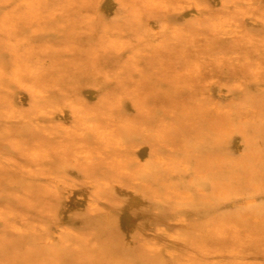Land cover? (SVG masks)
I'll return each instance as SVG.
<instances>
[{"label": "bare ground", "instance_id": "6f19581e", "mask_svg": "<svg viewBox=\"0 0 264 264\" xmlns=\"http://www.w3.org/2000/svg\"><path fill=\"white\" fill-rule=\"evenodd\" d=\"M1 1L4 4L13 5L17 7L15 9L16 11L22 7L26 8L27 11L23 14H19V16L18 17L16 16V18H14L13 15L5 13L0 23V27L3 28L6 31V33H8V36L10 38L13 37V40L9 39L4 44L0 42V49H1V45H4L3 47L6 56L5 58H8L7 59L8 62L13 63L12 78H10L7 81L6 77L9 74L7 73V70L9 69V65H8L9 63L0 60V109L1 108L5 109L6 115L9 118H11L12 121H14L16 124L19 123L20 125L19 127H21L24 124V123L22 124L23 121H26L25 125H31L32 128L38 131L39 133L37 137H32V136L29 137L30 135H27L28 132L24 128L26 126L23 125L21 129L23 128L25 131L24 130L18 131L19 138L17 137V139H15L14 142H12L13 148H11L12 149L11 152L6 153V151H4L0 146V175L8 174L5 178H1L2 176L0 177V189H4L5 192L4 195L9 196V198L12 201L15 200L14 198H16V197L13 198L14 194H19L17 192L15 193L14 191L15 189L18 190L19 188H21L22 191L24 190L27 191L28 194L26 195L29 196V197L27 196L23 200L24 201L23 211L19 212L18 207L15 208L18 211H15L13 208L9 209L10 206L9 208L6 207L8 208L7 210L6 208L4 210L0 206V224H4L5 225L4 227H6L7 225L9 229H11L14 232H18V235L22 237L23 235L32 234L30 237V240L32 241V245L30 244L31 252L38 250L36 249L38 247V244L42 243L39 242L40 240L45 242L44 246L46 250L45 248L40 250L42 253L39 255L40 259L38 261L40 262L41 259L48 258L47 260H45L47 263L49 260L50 263L48 264H248L242 261L230 262L224 258H223L224 260L221 259L220 257L223 255V252L221 251L220 248L217 247L218 245L213 239V236L215 234L219 236V238L220 237L225 238V241L226 239L231 240L232 242L231 241L230 242L234 243L236 245V248L238 249L240 248V250L246 248L247 251L248 250L250 251L252 248L257 247L256 245H258L257 242H259V239L255 240L256 237H254L253 239L249 237L251 236V233L248 227L251 224L250 225L248 224V226H246L244 222L240 221L243 220L242 218L243 216H241L240 217L241 219L238 220L239 217L234 216L237 214V212L236 214L232 213L231 215L233 216L228 215L226 219L233 218L232 224L228 226H226L227 223L226 224L224 223L226 221L223 219V217L221 218L220 216V213L224 214L223 210L226 207L228 208L233 200L237 199L235 194L236 193L238 194V191L235 190L234 188L235 187L234 182L236 180L227 178L228 175L226 174L225 170L217 171L218 173L216 175L215 171L212 174L211 171L205 168H203V170L201 168L196 169L197 168L195 166L196 164L192 161H187L186 159L185 161H183L184 160L183 159L180 163H178V161L172 163V161H174L172 159L175 158L172 157L170 158L172 161L168 162L166 158L164 159L162 155H160L161 154V151H159L160 147L157 148V145L159 143L156 142L162 141V142H169L168 144H171L172 140L170 139L169 135H168L169 139L166 138V136L165 137L162 136L160 137L162 138L161 140L155 138V144L152 142V145L150 144L144 145L141 144L142 143L141 142L140 143L141 146H140V144L128 145L121 135L122 132L119 134L114 131H110L109 128H111L112 126L108 127L107 125H105L107 122L106 120H111V122L113 123V121H116L118 115L122 117L121 115L123 114L124 108L128 106L130 107L137 106V108L140 109L143 114L144 113L149 114V112L151 111L150 108H148L147 106H145V104L143 105V103L140 102H137L136 105H128L126 99L133 100L136 98L134 94H132L133 92L131 93L130 90L125 89L123 91L121 90L122 92L120 91L118 93L115 92L113 93L109 91L111 89H108L106 83H103L99 80H96L95 82L84 83L82 85L81 84L78 85L77 82H75L74 80L72 82L74 83L72 88L73 94L67 96L63 102H58L59 99L58 101H56L55 99H50L49 97L44 96L43 95L44 89H41L42 88L41 84H39L41 85V88L39 87L38 82L36 80L38 78L35 75L36 69L34 70L33 68L35 59H37L35 57L36 56L34 50L35 48L33 49L32 46H29L30 42L27 45H25L27 43L25 38L23 37L18 38L19 36H17L16 38L15 35H18L19 29H21L19 27V23H17L16 20L19 19L21 20L22 18L29 17L28 19L31 22L39 23L40 29L44 30L45 27L43 26V23L46 19L47 20L48 18L56 19L57 17L63 16V14L66 13L67 11L70 12L69 10H74L75 8H78L79 10H85L87 12L83 17L84 20L87 19L84 26L86 27L88 26L87 36H89L88 38L90 41H93L92 39L98 37V35L100 34L102 41L104 39L103 37L106 38V40H104L105 41L104 44L110 42L115 52H119L121 49L125 47L133 49L135 48L136 44H138L139 46L137 47L141 46V48L145 46L152 47L155 50L154 55L157 56H160V53L166 54L167 51H170V49L174 47V49L178 50L180 54H184L187 56V58H189L201 53V50L199 49L200 47L196 45L197 43L196 38H192V36L185 30H175L174 24L171 22L169 17H167V15H173L176 14L177 12H186V14L194 12L200 15L196 18L198 20L195 23H193L194 28L197 31L202 32V36L206 34H213L215 36L225 37L226 39L227 38L232 40L238 39L240 43L247 42V45L248 44L250 45L248 46V49L253 50V47H255L256 44H264V38L255 42V39L250 37L251 35L249 36L248 34L243 33L242 32L243 30L242 31L239 30L240 26L238 24V19L231 17L230 15H228V13H226V12H230V10H232L233 8H236L237 13L241 14V16L248 17L249 15H252L251 17L257 19L258 23H261L263 25L264 15H262L258 11V9L255 8L257 6L252 4L251 2L252 0H243L245 7L239 6L240 8L237 7V3L239 2V0H219L223 5L222 7H224L225 10L224 13H217L211 11L209 5L204 3L202 0H1ZM98 8L102 11H107V10L114 12L116 11L118 13L117 15H115L118 16L117 20L109 23L108 21L97 23L98 26H96V24L95 26L92 25L93 23H96L94 11L92 10L94 9L97 10ZM88 11H90V13H88ZM78 20L79 19H77V21ZM72 22H74L72 25H77L79 23V22L76 23L75 20ZM150 22H154L155 25L158 26V32H154L152 30V26ZM79 26L80 25H77V27ZM84 26L83 28H85ZM77 27L75 26V28ZM129 34L132 35L131 39L129 37L128 38L125 37V36H129ZM260 36L263 37V35ZM117 37H119L120 39H118ZM132 39L136 42H132L131 41ZM52 45L53 44H51V46ZM76 46H77L76 48L79 49L78 45ZM93 46H95V44L94 45L90 44V49ZM58 48H61V46H59ZM98 48H100V46ZM37 49L40 48H36V50ZM72 49L75 50V48ZM92 50L96 52L95 48H92ZM103 51L106 52L107 50H103ZM65 52L67 51L65 50ZM108 53L109 52H107V54ZM232 54L234 55V52ZM2 55L3 53L0 52V59ZM71 55L74 56V54ZM216 55L218 56L217 59L220 60L222 59L219 54ZM254 55L255 53H253V56ZM98 56H96V58H98ZM111 58L113 57L111 56ZM194 61H197V59ZM89 63L91 64V61ZM163 64L164 63H162V66ZM95 66H97V64ZM99 67H101V65ZM262 67L264 66L262 65ZM193 70L195 69L193 68ZM253 71L256 77L259 79L260 76L262 75V73L260 74L259 62L255 63V68L253 69ZM45 78L47 80V77ZM126 78H128V76ZM71 79H75V78H71ZM104 79H105V75H104ZM145 82H147V80ZM46 85L47 84H45V86ZM14 89H18V90H14ZM29 98H33L35 101V104L31 107L32 109L31 110L29 109L30 111L28 110V112L24 114L21 113L24 111L20 110L21 112H18L16 104H18L19 102H26ZM94 99L98 101L96 105L92 104L93 106H90L87 103H85V101L87 100L91 101ZM136 101L138 100L136 99ZM231 101H233V99ZM238 105L239 103H237L234 100L229 105L230 107L229 106L227 107V109L225 105L223 106L224 109L215 108L217 112L221 113L220 111H223L225 113L222 114V116L224 115L225 124H227V125H223V128L226 131H223L221 128L220 132H223L222 136L227 137L228 140L230 139L229 133H232L233 130L232 127L236 128V126L233 125L234 122H232L231 120L232 117L234 116L233 111H235V109H238L237 107ZM240 105H239V109L242 108L241 107L242 105L241 106ZM176 109L177 108H175V110ZM182 111H184V109ZM241 112L247 114V112H249V107L243 109V111L241 110ZM0 115L2 116V114ZM248 115L251 114L248 113ZM101 116H104L103 118H105L106 122L100 121L99 118ZM186 116L189 115L187 114ZM235 116L237 117V114ZM247 116L244 119H240V120H243L244 122H249L250 118ZM137 117H139V115H137ZM26 118L27 119L32 118L36 122L31 123L30 120L28 122ZM138 119H136L135 123L137 122ZM163 119L162 121H164ZM41 121H45V122L42 123ZM68 122H72V123L68 124ZM217 123H220L221 125L222 122H217ZM13 125L15 126V124ZM256 125L257 124L255 123V126ZM145 126H146L145 123H144V127L142 124L143 130H147V127ZM179 126H176L174 128L172 127L173 129L171 130L167 128L172 133L170 135L173 138H175L173 136L176 133L175 131L178 132L183 131L182 128ZM153 131L155 134V130ZM161 133L162 132H160V135ZM194 134L196 135V133ZM6 137L7 136H5V139ZM149 138H151V136ZM92 142L97 144V146H95L97 148L91 147ZM182 143L185 144V147L183 146L184 149L180 145V147L183 149L182 152H184V154L189 155L192 151L190 152L191 147L189 149L186 148L189 147L188 144H190L188 138L184 137L182 139ZM175 148L176 147H174V149ZM104 152L108 153L107 155L109 157H108V161L105 162L106 163L105 167L107 168V171L105 172L103 171L104 172L103 173L101 171V168H99L100 165H98L99 167H96L93 161L95 159V156H100ZM193 152L196 153V151ZM18 154L19 156L20 155L22 156L19 157ZM165 155L167 154L165 153ZM190 156L189 159L191 158ZM56 157L62 160L61 164L57 162ZM69 157L74 158V161L72 160L74 162V166H77V169H79V172L78 171L77 172L78 173L81 172V175H83L84 177L83 180L77 181L73 179V177L71 178L69 176V173L71 171L70 167L72 164L70 165V167L63 165L68 162ZM147 157L151 158L153 162L157 164L155 169H152L153 167L151 168L149 165L137 164L139 163L138 160L140 158H147ZM262 157L260 156V158ZM23 158L24 160H30L31 163L33 162V165L38 168L40 174H37L36 176L35 172H33V169L30 170L31 168H27L24 165V163L22 164L21 161L23 160ZM199 158H201V156ZM177 159H179V157ZM214 159L215 158L208 156L207 154V156L205 155V160L204 159L201 160L206 161L209 166L218 165L216 160ZM136 166L137 169L135 168ZM240 166H242V163ZM246 166H243L244 171L249 170L250 166L247 164ZM106 168L104 170H106ZM211 168L212 167H210V169ZM10 169H14V171H12V174L14 172L15 175L10 174L11 172ZM57 171L58 174H55V172ZM207 172L210 173L211 176L213 177V178L211 177L213 182L207 180L208 179L206 177L208 175ZM201 173L202 174L207 173V174H205L204 176L201 175ZM22 174L25 176H21ZM50 175L51 177H57L56 181L60 183L63 181V179L70 177L69 178L70 182L67 183L68 184L67 188L69 189V192L67 191L68 192L67 194H62L60 189L57 187L58 184L57 186L54 187H44L45 185L42 186L39 182L40 180H38L39 177L42 176L50 177ZM185 175L188 177L189 181L185 177ZM234 176L235 174L232 177ZM19 178H21V180ZM205 178L207 179L204 182ZM201 181L207 184V185L204 184V186L206 187L205 190L204 187L198 186L203 183V182L201 183ZM196 182L199 183L197 185L198 186L197 188L196 186H194ZM246 183L248 184L249 181ZM6 186H9L10 188L5 189ZM64 192H66V189ZM45 193H48L47 194L48 199H44L46 198V196H44L46 195ZM243 200H244L243 205L246 208L249 209L251 208L250 211L252 212L249 215L252 216L254 223L258 224L256 227H258L260 223H262V218L264 217L260 215V213L257 211L258 209L256 208V206H258L256 204L259 203L260 201L256 203L255 196L245 197ZM261 204L262 203H260V206ZM80 206H86L88 211L85 212L84 214L78 213ZM253 207L256 209H254ZM34 210L38 211V213L40 214L39 215L40 218H38V216L35 217V215L32 218L31 214H33ZM215 210H216V215L215 214L212 215V212L210 213V211H215ZM259 211H261V209ZM238 215H242V210ZM217 216H219L220 219L217 218ZM16 218L20 220L21 224L24 227L18 226V223L15 221ZM34 218L37 219V222L34 220ZM222 220H224V222ZM79 222L83 223L84 225L81 227V229L77 228L78 227L77 224ZM4 227L2 229H4L3 231L6 232ZM9 231L6 232L7 235ZM254 233L256 236H258L257 234H259V238H261L260 236H262L263 230L261 228L254 229ZM2 234L3 232L0 235ZM4 235L5 234H3L2 236ZM7 235H5L6 238L4 239L3 237L0 238V241L7 242V244L5 243L2 244L4 247L8 245L9 247L16 249L18 251V249L20 250V247L24 246V245L21 246L22 238L19 239L18 236H16V238L13 239V238H9L11 235L9 237H7ZM126 236L128 237L126 238ZM27 238L29 239L28 236ZM222 242L219 241L220 244ZM133 243L137 244L136 245L137 247L132 246ZM118 244H120V246H118ZM234 244H232L233 245L232 247H234ZM72 249L74 250V252H76L75 255H73ZM26 250L30 251V249H26ZM237 250L232 249L230 253L226 252L227 254H224L223 256L224 257L227 256L231 258H241V256L244 253L241 254V252ZM0 252L2 253L6 252V248L0 249ZM11 253H8L7 255L10 257H14L16 260H19L22 264H35L34 263L35 259L38 258L33 254L32 255L34 257L32 255H31L32 257L28 255L26 258L25 256L24 258H22L19 257L18 255ZM35 254L38 253L35 252ZM7 255L5 254V256ZM202 256L212 258L211 262L209 263L207 261L208 263H204L203 262L204 260L201 259ZM251 261L252 260H250V262ZM41 263L43 264L42 261ZM47 263L44 262V264Z\"/></svg>", "mask_w": 264, "mask_h": 264}, {"label": "rangeland", "instance_id": "374dc122", "mask_svg": "<svg viewBox=\"0 0 264 264\" xmlns=\"http://www.w3.org/2000/svg\"><path fill=\"white\" fill-rule=\"evenodd\" d=\"M202 1L206 4H208L209 8L213 12H217V13H224L225 12L224 7H222L223 6L222 3L219 0H202ZM240 1L241 0H239V2L237 3V7L238 8L245 7L243 0L241 2ZM251 2H252V4L257 6L255 8H257L258 11L262 15H264V0H252ZM6 5L7 4H4L0 0V23H1L2 18H3L5 13L13 15L14 18H16V16L17 17L19 16V14H23L27 11V9L23 8V7L19 8L16 11L15 9L17 7H15L13 5H7V6ZM9 11H10V13H9ZM69 11L70 12L67 11L66 13L63 14V16L57 17L56 19H54V18H48V20L46 19L43 23V26L45 27L44 30L40 29L39 23L31 22L28 19L29 17L22 18L21 20L20 19L16 20L17 23H19V27L21 29H19V34L17 33L18 35H15V37L17 38V36H19L18 38H22V37L25 38L27 41V43L25 45H27L30 42L29 46H32L33 49L35 48L34 49L35 53H36L35 57L37 59H35L34 66L33 65L32 66H33L34 70L36 69L35 75L38 78V79H36L38 82V85L39 84L42 85V88H41V85H39V87L41 89H44V91L42 90L43 95L49 97L50 99H55L56 101H58V99H59L58 102H63L67 96L73 94L72 88H73L74 83H72V82L74 80H75V82H77L78 85H80V84L82 85L84 83L95 82L96 80H99V81L107 84L108 89H111V90H109L110 92L118 93L121 90L123 91L125 89L130 90L131 93L133 92L132 94H134V96L136 98L133 100L132 99H126L128 102V105H136L137 102L143 103V105L145 104V106L150 108L151 111L149 112V114H147V113L143 114L141 112V110L137 108V106H135V107L128 106V107L124 108L123 114L122 115L120 114L122 117H120L118 115V117L116 118V121H113V123L111 122V120H106L107 121L106 122L105 118H103L104 116H101L99 118L100 121H102V122L105 121L106 122L105 125H107L108 127L112 126L113 128L112 127L109 128L110 131H114V132L119 133V134L122 132L121 135L128 145H131V144L137 145V144H140L141 142H142L141 144H144V145H148V144L152 145V142L155 144V138L161 140L162 138H160V137H162V136L163 137L166 136V138H168L170 136V139L172 140L171 144H168L169 142H162V141L156 142V143H159L157 145V148L160 147L159 148V151H161L160 155H162V157L164 159L166 158V160H168V162L174 160V161H172V163L177 162V161H178V163H180L183 159H184L183 161H185V159H186L187 161L194 162L196 164L195 166L197 167L196 169L201 168L203 170V168H205V169L211 171L212 174L215 171L216 175L218 173L217 171L225 170L226 174L228 175L227 178H231L233 180H236L234 182V184H235L234 188H235V190L238 191V194L237 193L235 194L237 199L235 198L236 200H233L231 202L230 206L228 208L226 207L223 210L224 214L220 213L221 218L223 217V219L226 222H224V220H222V221L225 224L227 223L226 226L231 225L233 218H227L226 219V217H228V215H231L232 213L236 214V212H237V214L234 216L239 217L238 220H240L241 219L240 217L243 216L242 217L243 220H240V221L244 222L246 226H248V224L252 225V226L250 225L248 227V229L251 233V236H249V237H251V239L256 237L255 240L259 239V242H257L258 243V245H256L257 247H254L250 250L251 252L249 250L247 251L246 248L241 249L242 250L241 251L240 248L239 249L236 248V245L234 243H231L232 242L231 240L226 239V241H225V238H221V237L219 238V236L214 234L213 239L218 245V246L217 245L216 246L218 248H220L221 251L223 252V255L230 253L232 249H234V250L238 249L237 251H240L241 254L244 253L243 254L244 256L242 255L241 258H231V257H227V256L224 257L223 255L220 258L221 259L224 258L230 262H239V261L241 262L242 261V262L248 263V264H260V263L263 264L264 263V248H263L264 247V242H263L264 241V237H263L264 236V222H263V220H264L263 219L264 218L263 217L264 216V172H263L264 171V164H263L264 163V161H263L264 160V112H263V109H264V72H263L264 67H262V65L264 66V44H256V46L253 47V50H251V49H248V46H250V45L249 44L247 45V42H245V43L241 42L240 43L238 39H235V40L228 39V38L226 39L225 37L215 36L213 34H206V35L202 36V32L197 31L194 28V24H193L198 20L196 18L198 16H200L199 14H196L194 12H191L188 14H186V12H177L176 14H173V15H167V17H169L171 22L174 24L175 30H185L192 36V38H196V40H197L196 45L198 47H200L199 49L201 50L200 54L187 58L186 55L180 54V52H178V50L174 49V47H173L170 49V51H167L166 54L160 53V56H157V55H154L155 50L152 47L145 46V47L141 48V46L137 47V46H139L138 44H136L135 48H133V49L125 47L126 49L123 48V49H121L122 51L120 50L119 52H115L113 47L111 46L110 42L104 44V42H105L104 40H106V38L103 37L104 39L102 41L100 34L98 35V37L92 39L93 41L89 40V38H88L89 36H87L88 35V28H87L88 26L87 27L84 26L86 23V20H87V19L84 20V17H83L87 13L85 10H79L78 8H75L74 10H69ZM80 11L82 12V14ZM92 11H94V16L96 19V21H95L96 23L92 24L94 26H95V24H96V26H98L97 23H102V22H106V21H108V23L114 22L118 18V16H115L118 14L116 11L115 12L110 11V10L102 11L99 8L97 10L94 9ZM92 11H91V13H92ZM46 13H49V12H46ZM88 13H90V11H88ZM226 13H228V15H230L231 17L238 19V24L240 26L239 30H241V31L243 30L242 32L248 34L249 36L251 35L250 37L254 38L255 42L264 38V24L262 25L261 23H258L257 19L251 17L252 15H249L248 17H243V16H241V14L237 13L236 8H233L232 10H230V12H226ZM65 17H67V18H65ZM73 18H74L76 23H78V22L80 23V24L79 23L77 24V25H80L79 27H77V25H72L74 23V22H72V21H74ZM77 19H79V20L77 21ZM253 20H254V23H253ZM27 21H29V22H27ZM53 22H54V24H53ZM29 23H30V25H29ZM150 23L152 26V30L154 32H158V26L155 25L154 22H150ZM51 24L54 26H52ZM82 25L85 28H83ZM75 26L77 28H75ZM82 28H83V30H82ZM85 29H86V32H85ZM51 31H52V33H51ZM67 32H69V33H67ZM260 35H263V37ZM258 36H260V37H258ZM0 37H1L0 42L3 44L6 41H8L9 39L13 40V37L10 38L8 36V33H6V31L3 28L0 29ZM119 37H117V38L120 39ZM125 37L126 38L129 37L131 39L132 35L129 34V36H125ZM131 41L136 42L133 39ZM72 43H74V44H72ZM51 44H53V45L51 46ZM90 44H92V45L95 44V46L91 47V49H90ZM76 45H78L80 50L76 48L77 47ZM79 45H81V46H79ZM187 45H189V44H187ZM3 46L4 45H1V49H0V52L3 53L0 60H3L4 62H8L7 61L8 58H5L6 56H5V51H4ZM59 46H61V48H58ZM62 46H63V48H62ZM84 46H86V47H84ZM99 46H100V48H98ZM96 47H97V49H96ZM258 47H259V49H258ZM36 48H40V49L36 50ZM72 48H75V50ZM92 48H95L96 52L94 50H92ZM52 49L54 50L55 53L53 52ZM65 50L67 52H65ZM103 50H107V51L105 52ZM107 52H109V53L107 54ZM233 52H234V55L232 54ZM96 53H98V54H96ZM137 53H138V55H137ZM147 53H148V55H147ZM253 53H255L254 56H253ZM71 54H74V56ZM216 54H219L222 59L221 60L217 59L218 56ZM42 55H44V56H42ZM95 55L96 56L100 55V56H98V58H96ZM107 55H108V57H107ZM111 56L113 58H111ZM150 57H152V58H150ZM154 58H155V60H154ZM71 59H73V60H71ZM103 59H105V60H103ZM196 59H197V61H194ZM255 59H257V60H255ZM41 60H43V61H41ZM78 60H80L81 62ZM135 60H137V61H135ZM199 60H200V62H199ZM90 61H91V64L89 63ZM92 61H94L95 63ZM122 62H123V64H122ZM134 62H136V63H134ZM256 62H259L260 74L262 73V75L260 76L259 79L256 77V75L253 71V69L255 68ZM8 63H9L8 64L9 69L7 70V73H9V74L6 77L7 81L10 78H12V71H13L12 70L13 63H11V62H8ZM37 63H38V65H37ZM76 63H77V65H76ZM162 63H164L163 66H162ZM96 64H97V66H95ZM151 64H153L154 66ZM157 64H159V65H157ZM100 65H101V67H99ZM102 68H103V70H102ZM115 68H116V71H115ZM193 68L195 70H193ZM61 69L63 70L64 73L62 72ZM103 71H104V73H103ZM132 72H134V73H132ZM53 74H54V76H53ZM84 74H86V75H84ZM104 75H105V79H104ZM73 76H76V77H73ZM127 76H128V78H126ZM45 77H47V80ZM71 78H75V79H71ZM78 78H79V80H78ZM141 78H142V80H141ZM40 79H43V80H40ZM148 79H150V80H148ZM144 80L145 81L147 80V82H145ZM61 82L64 84H62ZM45 84H47V85L45 86ZM135 86H137V87H135ZM46 87H48V88H46ZM122 88H124V89H122ZM130 88H132V89H130ZM14 90H18V89H14ZM136 90H138V91H136ZM60 92H61V94H60ZM137 92H139V93H137ZM219 93H221V94H219ZM138 98H140V99H138ZM136 99L138 101H136ZM230 99L231 100L233 99V101L235 100L237 103H239V105L241 104L242 106L241 105L240 106L242 108H240V109L242 111H243V109L249 107V112H247V114L244 112H241V110L239 109V105L237 107L240 111L238 109H235V111H233L234 112L233 115L235 116L237 114V117L233 116L231 121L234 122L233 125L236 126V128L232 127V129H233L232 133L233 134L229 133L230 139L228 140L227 137L222 136L223 132H220L221 128L223 131H226L223 128V125H227V124H225L224 115L222 116V114H225V113L223 111H220L221 113H219L215 110V108L224 109L223 106L225 105L226 109H227V107L231 104V102H233ZM85 103H87L90 106H93V105H96L98 103V101L96 99L91 100V101L87 100V101H85ZM170 103H172V104H170ZM34 104H35V101L33 98H29L26 102H19L18 104H16L17 111L18 112L24 111V112H21L24 114V113L28 112L29 109L31 110L32 109L31 107ZM25 107L26 108L28 107V108L26 109ZM175 108H177V109L175 110ZM183 109H184V111H182ZM137 110H138V112H137ZM208 111H210V112H208ZM135 113H136V115H135ZM185 113H186V115L188 114L189 116H186ZM248 113L251 115H248ZM0 114H2V116L0 115V119H1L0 120V131H1L0 132V135H1V137H0L1 138L0 139L1 145L0 146L4 151H6V153L7 152L9 153L12 151V149H11V148H13L12 142H14V140L17 139V137L19 135L18 131L24 130L23 128L21 129V127L23 125L26 126L24 128L28 132L27 135H30L29 137H31V136L37 137L38 136L39 132L36 131L35 129H33L31 125H25L26 121H23L22 124L23 123L24 124L21 127H19L20 126L19 123L16 124L14 121H12L11 118H9L6 115L5 109L1 108ZM137 115H139V117H137ZM148 115H149V117H148ZM246 116L250 118L249 122H244L243 120H240V119H244ZM123 117H124V119H123ZM215 117H216V119H215ZM138 118H140V119L142 118V119L140 120ZM163 118H165V119H163ZM122 119H123V121H122ZM125 119H127V120L129 119L128 122ZM136 119H138L139 122L137 120V122L135 123ZM146 119H147V121H146ZM162 119L164 121H162ZM27 120H28V122L30 120L31 123L36 122L32 118H28ZM165 120L168 124L165 122ZM220 120H223V121H220ZM254 120H255V122H254ZM140 121H142V122L146 121L144 123L146 125L145 127H147V130H143L144 123H142ZM41 122L44 123L45 121H41ZM217 122H222L224 124L221 123V125H220V123H217ZM11 123L15 124V126ZM71 123L72 122H68V124H71ZM237 123H238V126H237ZM255 123L257 124L256 126H255ZM124 124H126V125H124ZM136 124H137V126H136ZM138 124H140V125H138ZM142 124H143V127H142ZM179 124H180V126H179ZM181 124H182V126H181ZM175 125L181 127L183 131H181V132L175 131L176 133L173 135L175 138H173L170 135L172 133L169 131V129L170 130L173 129L174 127H176ZM214 125H216V126H214ZM157 126H159V127H157ZM148 127H150V128H148ZM167 128H169V129H167ZM32 129L34 130V132ZM153 130H155V134H154ZM152 131H153V134H152ZM159 131L162 133L164 131V133L163 134L161 133V135H160ZM35 132H36V134H35ZM182 132L185 134H183ZM166 133H167V135H166ZM194 133H196V135ZM180 134H181V136H180ZM5 136H7L6 139H5ZM150 136H151V138H149ZM198 136H200V137H198ZM180 137H181V139H180ZM184 137H187L188 141L190 143V144H188L189 147H186L188 149L191 147L190 152L191 151L192 152L189 155L184 154V152H182V150L184 149L183 146L185 147V144L182 143V139ZM191 137L193 138V140ZM141 144H140V146H141ZM180 145L183 149L180 147ZM95 146H97V144L92 142L91 147L97 148ZM174 147H176V148L174 149ZM192 147H193V149H192ZM160 149H162L163 151ZM193 151H196V153ZM165 153L167 155H165ZM107 154L108 153L104 152L100 156H95V159L93 161V163L95 164L96 167H99L98 165H100L99 168H101L102 172L107 171V168L105 167V165H106L105 162L108 161V157H109ZM207 154H208V156L215 158L214 160H216L218 165H210L209 166L207 164V162L204 161L205 155L207 156ZM14 155H17V154H14ZM186 155H188V156H186ZM190 155H192V156H190ZM229 155H231V156H229ZM18 156H19V154H18ZM20 156H22V155H20ZM189 156L191 157L190 159H189ZM200 156H201V158H199ZM260 156L261 157L263 156V157L260 158ZM172 157H175V158L171 160L170 158H172ZM178 157H179V159H177ZM224 157H227V158H224ZM56 158L55 159L57 160V162L59 164H61L62 160L59 159L58 157H56ZM150 159L151 158H148V157L147 158H140L139 159L140 161L138 160L139 163H137V164L138 165H140V164L141 165H149L151 168L153 167L152 169H155L157 164H155L152 159L150 161ZM201 159H204V160H201ZM217 159H218V161H217ZM72 160L74 161V158L69 157L68 162L66 164H63V165L70 167V165L72 164L70 167L71 171L69 173V176L71 178L73 177V179H75L77 181H81V180H83L84 177H83V175H81V172L78 173L79 169H77V166H74V162ZM194 160H197V161H194ZM219 160H220V162H219ZM238 161H240V162H238ZM251 161L254 164H252ZM21 163L22 164L24 163V165L27 168H31L30 170L33 169V172H35L36 176H37V174H40V172L38 171V168L35 167L33 165V162L31 163L30 160H24V158H23ZM241 163H242V166H240ZM153 164H154V166H153ZM199 164H201V165H199ZM205 164H206V166H205ZM246 164L249 165L250 167H252V168L249 167L248 171H244V168H243V166H246ZM210 167H212V168L210 169ZM10 168H12V167H10ZM105 168H106V170H104ZM135 168L137 169V166ZM254 168H255V170H254ZM72 169H73V171H72ZM10 170H11L10 174H12V171H14V169H10ZM236 170H238V171H236ZM257 172H260V173H257ZM207 173H204V174L201 173V175L205 176V174H207ZM244 173H245V176H244ZM55 174H58V171L55 172ZM234 174H235V176H234L235 178L232 177ZM7 175L8 174H6V175L3 174V175H0V177L2 176L1 178H5ZM12 175H15V173L13 172ZM21 176H25V175L22 174ZM242 176H244V177H242ZM185 177L188 179V177L186 175H185ZM206 177L208 179L205 178L204 182L206 181V179L209 180L210 182H213V180H212L213 177L211 176L210 173H208V175ZM45 178H47V179H45ZM69 178L63 179V181L61 182L62 184L60 182L56 181L57 177H51V175H50V177H46V176L39 177L38 180H40L39 182L42 186L45 185L44 187H54V186H57V184H58L57 187L60 189L61 193L67 194L69 192V189L67 188V185H68L67 183L70 182ZM243 178L246 180H244ZM259 178H260V180H259ZM19 179L21 180V178H19ZM44 179L47 181H50V182H47ZM51 181L54 183H52ZM188 181H189V179H188ZM248 181H249V183L247 184L246 182H248ZM45 182H46V184H45ZM202 182L203 181H201V183ZM204 182L200 185H198L199 183L196 182V184L194 186H196V188L198 186H202V187H204V190H205L206 187L204 186V184H205ZM205 185H207V184H205ZM9 188H10L9 186L5 187V189H9ZM254 188H257V189H254ZM65 189H66V192H64ZM14 191H15V193L17 192L19 194H14L13 198L14 197H16V198H14L15 200L12 201L9 198V196L4 195L5 194L4 189H0V206L4 210L6 207L9 208V206H10L9 209L13 208L15 211H18L15 209L18 207L19 212L23 211V209H24L23 208L24 207V201L23 200L28 196V195H26L28 193L25 190H24L25 192L22 191L21 188H19L18 190L15 189ZM48 193H45L46 195H44V196H46V198H44V199H48L47 198ZM44 196H42V197H44ZM252 196H255L256 203L260 201L259 203L256 204L258 206L255 205L256 208L258 209L257 211L263 217L262 223H260V225L258 227H256L258 224H255L252 216L249 215L252 212V211H250L251 208L250 209L246 208L243 205V201H244L243 199L245 197H252ZM257 196H258V198H257ZM11 197H12V195H11ZM260 203H262L261 206H260ZM8 208H6V210ZM256 208H254V209H256ZM260 209H261V211H259ZM239 210H240V212L242 210V215H238L240 213ZM35 211L36 210H34L33 214H31L32 218L34 217V215H35V217L38 216V218H40V216H39L40 214L38 213V211H36V212ZM87 211L88 210H87L86 206H80L78 213L84 214ZM211 212H212V215L213 214L216 215V210L210 211V213ZM231 216H233V215H231ZM217 218L220 219L219 216H217ZM34 220L37 222L36 218H34ZM15 221L18 223L19 227L20 226L24 227L21 224L20 220H18L16 218ZM4 226H5L4 224H0V234L3 232V234L7 235L6 232H8L10 230L7 237H9L11 235L9 238L14 239V238H16V236H18L19 239L22 238L21 246L24 245L23 246L24 248L20 247V250L18 249V251H17L16 249L9 247L8 245L4 247L2 244L3 243L7 244V242L6 241H0V247H1L0 249L6 248V252H3V253L0 252V260H1L0 264H14V263L19 264V262H20L19 260H16L14 257H10L7 255L8 253H11V252H13L11 254L18 255L19 257H22V258H24V256L26 258L28 255L31 256L33 254L34 256L38 257V258H36L37 261L35 259V262H34L35 264L36 263L42 264L41 261L43 262V264H44V262L47 263L45 260H47L48 258L47 259H41L40 262L38 261L40 259L39 255L42 253L40 250L45 248V246H44L45 242L40 240L39 242H42V243H39L38 247L39 248L42 247V248L39 249L37 247L36 249H38L37 250L38 252L32 251V252H34V253H32L31 247H30L32 245V241L30 240V237L32 234L23 235V237H22V236L18 235V232H14L11 229H9V227H7V225H6V227H4ZM77 226H78L77 227L78 229H81V227L84 225H83V223L79 222L77 224ZM3 227L5 228L6 232L3 231L4 230V229H2ZM260 228L263 230V234H262V236H260L261 238H259V234H257L258 236H256L254 233V229H260ZM25 229H27V228H25ZM10 232H11V234H10ZM252 233H254V234H252ZM2 235H0V238H2V237H3V239L6 238L5 235L4 236H2ZM27 236L29 237V239L27 238ZM127 237L128 236H126V238ZM219 241L220 242L223 241V242L220 244ZM224 241H225V243H224ZM26 244H28V245H26ZM232 244H234V247H232L233 246ZM136 245L137 244H135V243L132 244V246L137 247ZM25 246H26V248H25ZM118 246H120V244H118ZM26 249H30V251L26 250ZM45 250H46V248H45ZM14 252H16V253H14ZM24 252H25V254H24ZM35 252L38 254H35ZM72 252H73V255L76 254V252H74V250ZM248 252H250V253H248ZM5 254L7 256H5ZM12 258H14V259H12ZM220 258H219V260H220ZM201 259L204 260L203 261L204 263H208V262L210 263L212 260V258H210V257L208 258L206 256H202ZM250 260H252V261L250 262ZM256 261H257V263H256ZM48 263H50L49 260H48ZM20 264H22V263L20 262Z\"/></svg>", "mask_w": 264, "mask_h": 264}]
</instances>
